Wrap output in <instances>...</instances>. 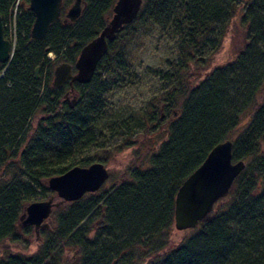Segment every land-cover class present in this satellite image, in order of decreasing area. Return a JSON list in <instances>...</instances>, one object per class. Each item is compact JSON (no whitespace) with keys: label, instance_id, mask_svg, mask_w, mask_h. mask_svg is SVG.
<instances>
[{"label":"trees","instance_id":"1","mask_svg":"<svg viewBox=\"0 0 264 264\" xmlns=\"http://www.w3.org/2000/svg\"><path fill=\"white\" fill-rule=\"evenodd\" d=\"M115 1L84 0L75 22L59 18L36 41L30 37L34 17L26 10L28 0H0L2 23L11 20L15 30L9 38L14 42L10 62L0 63V244L29 246L34 229L21 225L23 209L54 195L45 187L49 178L93 163L80 155L97 145L94 129L102 90L97 85L85 96L83 90L98 84V75L85 85L74 83L80 101L70 108L67 86L48 84L53 62L47 55L52 52L56 60L73 65L80 49L107 23ZM248 1L241 17L246 40L233 61L208 69L192 83L183 81L175 94L161 98L172 116L166 138L100 193L59 204L49 228L38 232L36 250H7L0 253V264H61L68 250L78 257L75 264H264V0ZM70 2L62 1L61 13ZM231 2L142 0L135 19L108 44L97 71L122 69L125 47L144 26L177 31L179 59L171 74L178 75L187 61L201 67L208 50L218 46L214 26ZM3 34L8 37L5 28ZM42 70L47 72L44 85ZM118 113L114 121L131 129L132 117L128 122L124 112ZM160 117L154 108L148 120ZM227 139L232 141V162L243 161V170L228 194L173 245L177 188Z\"/></svg>","mask_w":264,"mask_h":264},{"label":"rangeland","instance_id":"2","mask_svg":"<svg viewBox=\"0 0 264 264\" xmlns=\"http://www.w3.org/2000/svg\"><path fill=\"white\" fill-rule=\"evenodd\" d=\"M72 2L73 0L61 13L60 19H63ZM248 3V0H232L230 8L226 9V13L220 22L214 26L212 37L218 41V46L208 50L210 55H204L207 59L201 64V67L195 62L196 65L187 61L188 66L182 71L180 70L178 75L171 74L174 69L172 65L176 64L179 59L177 31L170 26L165 31L144 26L137 28L134 36L125 47V65L122 69L108 74L104 73L103 70L97 71L96 68L94 75H98V84H89L84 88L83 95L92 93L97 85L102 90L103 106L99 108L96 115L97 123L94 129L97 145L80 155L83 161H105L104 166L108 170L110 178L95 193L98 194L110 183L119 181L130 167L140 163L145 156L150 154L149 151L154 150L153 146H158L166 138L164 134L166 125L172 116L164 103L161 102V98L164 99L168 92L170 96L175 94L176 87L183 81L192 83L196 77L203 76L208 69L211 70L216 66L222 67L233 61L246 40L248 30L246 25L241 22V17L244 15ZM5 29L8 39L12 38L13 34L15 36L14 24L11 20L6 22ZM47 58L53 62L50 78L47 77L48 84H50L52 71L58 63L63 61L56 60L52 52L47 55ZM46 73V70H42V74L39 76L42 85L45 84ZM77 98L80 101V97L76 95ZM70 100L71 96H69ZM154 108H156V114L161 115V117L159 121L151 123L148 117L153 113ZM120 111L124 112L125 121L129 122L132 117V123L129 126L131 129L126 130L127 127L121 129L120 126L123 125L118 120L114 121ZM138 121L141 122V125L143 124L141 129L133 124L138 123ZM246 122L247 118L245 117L241 125ZM36 198L39 197L36 196ZM97 221L99 222V220ZM48 224L50 225V219ZM191 232V229L176 231L173 228L171 243L173 245L179 243ZM37 238L38 236L36 237L35 233L32 232L29 237L31 243L27 247H24L22 242L4 241L0 244V253L8 250L14 253L30 254L38 246ZM77 260L78 257L75 252L68 250L64 252L61 264H75Z\"/></svg>","mask_w":264,"mask_h":264},{"label":"water","instance_id":"3","mask_svg":"<svg viewBox=\"0 0 264 264\" xmlns=\"http://www.w3.org/2000/svg\"><path fill=\"white\" fill-rule=\"evenodd\" d=\"M62 1L28 0L27 10L34 17L30 29L33 40L44 38L50 25L59 19ZM83 1L73 0L64 15V22L73 23L79 18ZM141 3L142 0H116L107 23L80 49L73 65L61 62L54 68L51 86L60 88L65 82L69 84L67 97L71 96L70 108L76 101L72 83L83 85L90 82L99 61L107 52L108 44L114 41L125 25L135 19ZM12 48L13 44L4 38L0 18V63L8 65ZM231 150L232 141L229 139L216 144L177 188L173 207V228L176 231L195 228L212 211L217 201L228 194L234 179L244 168L243 161L232 162ZM107 178L108 170L100 162L85 167L73 166L63 174L49 178L47 188L54 195L28 204L19 218L21 225L32 226L37 237L39 229H48V220L54 208L63 202L77 201L85 194L98 191Z\"/></svg>","mask_w":264,"mask_h":264},{"label":"bare ground","instance_id":"4","mask_svg":"<svg viewBox=\"0 0 264 264\" xmlns=\"http://www.w3.org/2000/svg\"><path fill=\"white\" fill-rule=\"evenodd\" d=\"M27 6H28V3H27ZM248 7H249V5H248ZM248 7H247V8H248ZM244 9H245V8H244ZM26 10H27V8H26ZM27 11H28V10H27ZM66 11H67V10H66ZM29 12H30V11H29ZM59 18H60V17H59ZM1 23H2V20H1ZM5 24H6V23H5ZM5 24L2 23V30H3V28H5ZM4 38H5V36H4ZM42 39H43V38H42ZM42 39H41V40H42ZM38 41H40V40H38ZM76 59H77V56H76V58H75V61H76ZM52 77H53V75H52ZM92 77H93V76H92ZM51 82H52V78H51ZM51 82H50V83H51ZM88 83H89V82H88ZM86 84H87V83H86ZM65 85L67 86V87H66V91H69V90H70V86H69V84L65 82V83L62 84V87L65 86ZM73 85H74V83H72V86H73ZM79 85H80V84H79ZM83 85H85V84H83ZM62 87H60V88L62 89ZM60 88H59V89H60ZM204 159H205V158H204ZM103 165H104V164H103ZM108 177H109V173H108ZM107 179H108V178H107ZM45 185H46V188H47V181H46ZM47 190H49V189L47 188ZM49 191H50V190H49ZM50 192H52V191H50ZM94 193H95V192H94ZM89 194H92V193H89ZM223 198H224V197H223ZM221 199H222V198H221ZM219 200H220V199H219ZM219 200H218V201H219ZM29 204H30V203H29ZM48 228H49V227H48ZM43 229H46V228H43ZM43 229H39V231H40V230H43ZM39 231H38V232H39Z\"/></svg>","mask_w":264,"mask_h":264},{"label":"flooded vegetation","instance_id":"5","mask_svg":"<svg viewBox=\"0 0 264 264\" xmlns=\"http://www.w3.org/2000/svg\"><path fill=\"white\" fill-rule=\"evenodd\" d=\"M61 12H62V10H61ZM65 15V14H64ZM60 16H61V13H60ZM63 20H64V16H63ZM64 22V21H63ZM65 23V22H64ZM72 72H74L73 70H72Z\"/></svg>","mask_w":264,"mask_h":264}]
</instances>
